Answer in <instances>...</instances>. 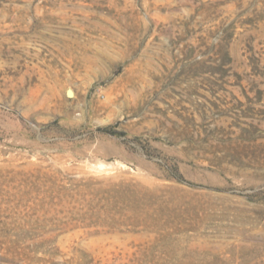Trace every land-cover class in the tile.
Instances as JSON below:
<instances>
[{
    "label": "rangeland",
    "instance_id": "obj_1",
    "mask_svg": "<svg viewBox=\"0 0 264 264\" xmlns=\"http://www.w3.org/2000/svg\"><path fill=\"white\" fill-rule=\"evenodd\" d=\"M0 264H264V0H0Z\"/></svg>",
    "mask_w": 264,
    "mask_h": 264
},
{
    "label": "water",
    "instance_id": "obj_2",
    "mask_svg": "<svg viewBox=\"0 0 264 264\" xmlns=\"http://www.w3.org/2000/svg\"><path fill=\"white\" fill-rule=\"evenodd\" d=\"M69 95H70V93H69ZM71 97V96H70Z\"/></svg>",
    "mask_w": 264,
    "mask_h": 264
}]
</instances>
